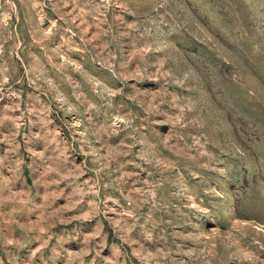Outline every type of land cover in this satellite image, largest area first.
Masks as SVG:
<instances>
[{
    "label": "rangeland",
    "instance_id": "rangeland-1",
    "mask_svg": "<svg viewBox=\"0 0 264 264\" xmlns=\"http://www.w3.org/2000/svg\"><path fill=\"white\" fill-rule=\"evenodd\" d=\"M0 264H264V0H0Z\"/></svg>",
    "mask_w": 264,
    "mask_h": 264
}]
</instances>
